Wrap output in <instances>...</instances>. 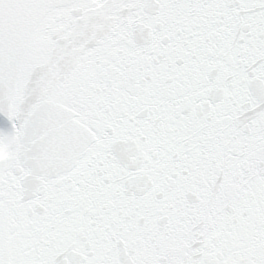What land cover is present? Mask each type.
<instances>
[{
	"label": "snow or ice",
	"instance_id": "snow-or-ice-1",
	"mask_svg": "<svg viewBox=\"0 0 264 264\" xmlns=\"http://www.w3.org/2000/svg\"><path fill=\"white\" fill-rule=\"evenodd\" d=\"M0 264H264V0H0Z\"/></svg>",
	"mask_w": 264,
	"mask_h": 264
}]
</instances>
